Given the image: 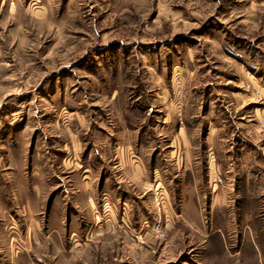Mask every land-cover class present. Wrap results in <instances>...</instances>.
Returning <instances> with one entry per match:
<instances>
[{"label":"rangeland","instance_id":"1","mask_svg":"<svg viewBox=\"0 0 264 264\" xmlns=\"http://www.w3.org/2000/svg\"><path fill=\"white\" fill-rule=\"evenodd\" d=\"M0 264H264V0H0Z\"/></svg>","mask_w":264,"mask_h":264}]
</instances>
